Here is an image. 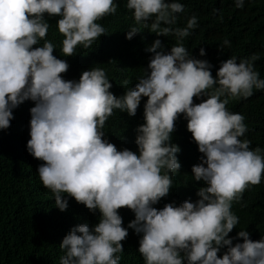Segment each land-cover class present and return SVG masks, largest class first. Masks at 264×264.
<instances>
[{
	"label": "clouds",
	"instance_id": "clouds-1",
	"mask_svg": "<svg viewBox=\"0 0 264 264\" xmlns=\"http://www.w3.org/2000/svg\"><path fill=\"white\" fill-rule=\"evenodd\" d=\"M244 4L234 0L237 9ZM117 7L114 0H0V129L10 126L13 109L34 102L26 149L43 161L37 169L42 185L60 211L70 197L100 214L94 227L81 224L64 236L59 264H120L128 229L141 236L144 264H264V238L253 241L240 230L237 238L243 242L233 246L229 237L239 223L233 204L264 176V149L252 150L251 141L240 139L248 131L245 117L226 107L230 100L264 91L254 63L259 57L237 62L232 56L213 77V66L192 57L184 45L198 27L196 14L179 27L185 5L178 0H127L134 23L126 39L140 32L170 36L175 39L170 51L156 39L147 49L153 53L147 69L134 87L124 81L119 97L100 67L83 71L78 81L65 80L69 65L53 55L56 45L46 39L45 16L59 17L61 52L67 57L106 36V26L97 21L115 15ZM218 47L223 51L231 42L225 39ZM199 56H205L203 48ZM145 97L144 123L136 129L138 153L117 150L104 138L105 122L115 110L134 117ZM194 97L205 99L196 104ZM181 115L202 154L192 179L205 186L195 202L157 209L153 205L169 194L172 174L181 168L180 148L171 143ZM124 207L135 216L127 228L118 212ZM222 248L226 251L218 257Z\"/></svg>",
	"mask_w": 264,
	"mask_h": 264
},
{
	"label": "trees",
	"instance_id": "trees-1",
	"mask_svg": "<svg viewBox=\"0 0 264 264\" xmlns=\"http://www.w3.org/2000/svg\"><path fill=\"white\" fill-rule=\"evenodd\" d=\"M117 13L97 21L106 26L107 35L98 40L89 49L78 47L72 56H63L61 52L62 34L58 32V16H45L50 27L46 39L56 45L53 55L65 60L69 68L62 76L65 80L78 81L83 71L100 67L106 71L109 82L113 85L110 91L117 97L124 94V81L128 87H134L138 77L147 65L153 53L147 51L156 39L161 41L165 52L175 44L173 37L157 36L154 33L140 32L131 40L126 33L133 25L132 13L125 7L127 0H114ZM170 2V0H166ZM185 5V12L179 14L178 25H186L187 19L196 14L198 27L184 41L192 57L207 60L213 67L215 77L221 62L232 56L240 59L259 57L255 68L264 79V0H245L244 7L237 9L234 0H178ZM216 9V12H213ZM227 39L231 47L223 51L218 46ZM144 40H146L144 42ZM42 40L39 45L42 46ZM205 50V56H199V50ZM159 51V49H158ZM205 97L193 98L198 104ZM147 98H142L134 117L115 110L105 122L102 129L110 143L117 150L128 149L138 153L135 138L136 129L144 123L142 113ZM35 104L25 101L13 109V119L7 129H0V264H59L63 255L59 245L64 236L75 226L87 224L90 228L99 222V212H90L74 198H68L65 211L55 206L51 192L42 185L37 172L43 163L26 149L30 139V109ZM232 113L245 117L248 131L240 139L251 141L250 148L264 149V91L254 90L253 96L247 99L230 100L226 106ZM187 121L183 115L175 121V130L171 134V143L180 148L177 154L181 168L172 174L173 185L169 194L153 207L162 209L165 204L179 206L184 201L195 202L202 181L192 179L191 169L200 163L202 154L197 144L187 131ZM239 223L229 233L233 246L242 243L237 238L240 230L247 231L249 238L259 241L264 238V176L258 185L250 186L243 193L239 203L232 206ZM122 217V226L135 219L134 213L124 207L118 210ZM133 229H128L127 238L122 241L123 254L120 264H144L139 258V239ZM226 251L218 252L221 257Z\"/></svg>",
	"mask_w": 264,
	"mask_h": 264
}]
</instances>
